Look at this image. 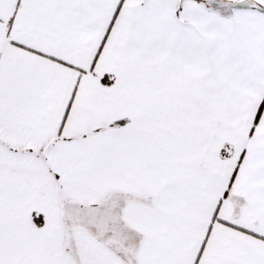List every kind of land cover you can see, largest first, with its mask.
Here are the masks:
<instances>
[{
	"label": "snow or ice",
	"instance_id": "6c2138e0",
	"mask_svg": "<svg viewBox=\"0 0 264 264\" xmlns=\"http://www.w3.org/2000/svg\"><path fill=\"white\" fill-rule=\"evenodd\" d=\"M0 264H264V0H0Z\"/></svg>",
	"mask_w": 264,
	"mask_h": 264
}]
</instances>
